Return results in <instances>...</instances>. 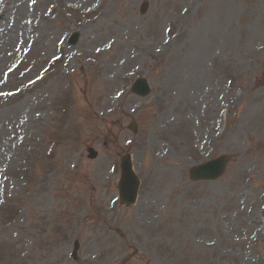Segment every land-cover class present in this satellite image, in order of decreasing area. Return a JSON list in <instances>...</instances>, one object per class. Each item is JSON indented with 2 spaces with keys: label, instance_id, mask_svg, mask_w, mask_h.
I'll use <instances>...</instances> for the list:
<instances>
[{
  "label": "rangeland",
  "instance_id": "1",
  "mask_svg": "<svg viewBox=\"0 0 264 264\" xmlns=\"http://www.w3.org/2000/svg\"><path fill=\"white\" fill-rule=\"evenodd\" d=\"M84 1L0 0V264H264V0Z\"/></svg>",
  "mask_w": 264,
  "mask_h": 264
},
{
  "label": "water",
  "instance_id": "2",
  "mask_svg": "<svg viewBox=\"0 0 264 264\" xmlns=\"http://www.w3.org/2000/svg\"><path fill=\"white\" fill-rule=\"evenodd\" d=\"M76 39V38H75ZM132 92L138 96L144 97L148 94V89L144 81H138L134 85ZM130 129L135 132V127L131 126ZM89 158L94 159L96 153L92 150H89ZM224 169V163L221 159L215 163H209L203 166L201 169H194L191 171L192 180H201V179H214L221 175ZM120 180L118 183V192L120 204L129 207L136 200V194L138 190V181L134 177L130 161L128 158H122L120 162Z\"/></svg>",
  "mask_w": 264,
  "mask_h": 264
},
{
  "label": "bare ground",
  "instance_id": "3",
  "mask_svg": "<svg viewBox=\"0 0 264 264\" xmlns=\"http://www.w3.org/2000/svg\"><path fill=\"white\" fill-rule=\"evenodd\" d=\"M105 1L103 0L97 8H91L90 7L88 9H86V17L87 16H91V15H97L98 17L105 19L107 17V12L105 11V12L102 13V8H103V5L105 4ZM87 2H88V0L84 1V3H87ZM29 6H31V5H28V3L25 2L24 3V8L22 7V10L21 9L18 10L19 15H20V19L19 20L21 21V23H20L19 26H17L16 29H14V30L11 29V31L22 29V34H23L22 37L23 38H21V40H23V42L29 41V39H28V37H29L28 34L29 33H27L28 30L26 29L27 24L31 25L33 23L32 14L29 11V8H30ZM12 10L14 11V9H12ZM118 10H119L118 11V16L123 17L125 15L123 9L120 7V8H118ZM7 13L9 14V9H8ZM115 18H116V20L113 17L110 19V22L112 23V25H115V24L119 23V19L117 17H115ZM5 32H6L5 34L1 33L0 36H2V37L6 36L7 38H9V36L11 34H8L7 31H5ZM11 36L14 37L13 35H11ZM25 39H27V40H25ZM0 54L3 56V53H0Z\"/></svg>",
  "mask_w": 264,
  "mask_h": 264
}]
</instances>
